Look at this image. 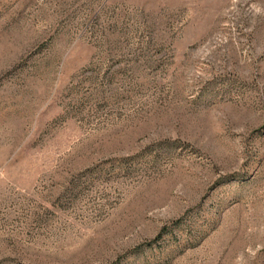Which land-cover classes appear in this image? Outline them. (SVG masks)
<instances>
[{"label":"rangeland","instance_id":"obj_1","mask_svg":"<svg viewBox=\"0 0 264 264\" xmlns=\"http://www.w3.org/2000/svg\"><path fill=\"white\" fill-rule=\"evenodd\" d=\"M0 264H264V0H0Z\"/></svg>","mask_w":264,"mask_h":264}]
</instances>
